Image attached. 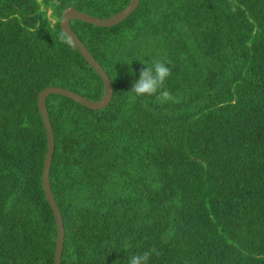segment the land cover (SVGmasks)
<instances>
[{
  "label": "trees",
  "instance_id": "16d2710c",
  "mask_svg": "<svg viewBox=\"0 0 264 264\" xmlns=\"http://www.w3.org/2000/svg\"><path fill=\"white\" fill-rule=\"evenodd\" d=\"M130 2L0 0V264H54L39 93L104 95L60 19L69 8L106 19ZM70 26L113 97L102 110L46 99L61 264L144 251L149 264H264V0H140L117 26ZM158 61L169 99L134 97L140 62Z\"/></svg>",
  "mask_w": 264,
  "mask_h": 264
},
{
  "label": "water",
  "instance_id": "95a60500",
  "mask_svg": "<svg viewBox=\"0 0 264 264\" xmlns=\"http://www.w3.org/2000/svg\"><path fill=\"white\" fill-rule=\"evenodd\" d=\"M139 3L140 0H131L129 5L123 11H121L119 14L113 17L106 19H97L88 16L86 14L79 12L74 8L67 9L60 19V28L63 34L73 44V46H75V48L78 50L81 56L85 59V61L89 64V66L95 71V73L102 80L104 86V95L101 100L97 102H92L77 93L57 87H48L42 90L38 95V109L47 136V153L45 156V161L43 166L42 186L46 200L54 214L57 224V242L55 249L54 264H61L65 231H64L63 218L60 213V209L56 203V200L52 194L50 180H49L50 168L54 155L55 138L47 111L46 99L49 95H60L86 107L89 110H102L105 109L110 104L113 97V88L110 78L108 77L104 69L100 66V64L90 54V52L81 42V40L77 37V35L73 32L70 23L71 21L76 20L100 28L114 27L122 23L124 20H126L138 8Z\"/></svg>",
  "mask_w": 264,
  "mask_h": 264
},
{
  "label": "clouds",
  "instance_id": "9594fccd",
  "mask_svg": "<svg viewBox=\"0 0 264 264\" xmlns=\"http://www.w3.org/2000/svg\"><path fill=\"white\" fill-rule=\"evenodd\" d=\"M144 67L139 71V76L131 84V89L128 91L134 97H155L159 96L162 100L169 99V93L164 88L165 81L171 75V68L166 62H155L150 66L147 62H140ZM129 65L128 74L133 75L131 62L125 63ZM150 253L148 251L133 253L126 257L125 264H149ZM115 264H120L119 261Z\"/></svg>",
  "mask_w": 264,
  "mask_h": 264
},
{
  "label": "rangeland",
  "instance_id": "374dc122",
  "mask_svg": "<svg viewBox=\"0 0 264 264\" xmlns=\"http://www.w3.org/2000/svg\"><path fill=\"white\" fill-rule=\"evenodd\" d=\"M42 10H43V8H42ZM47 16L49 17L51 23L54 24V23H55V19L52 18V16H51V11H50V10L47 11Z\"/></svg>",
  "mask_w": 264,
  "mask_h": 264
}]
</instances>
